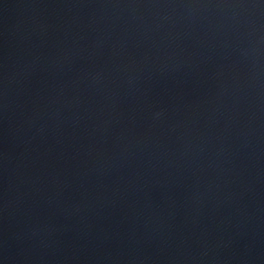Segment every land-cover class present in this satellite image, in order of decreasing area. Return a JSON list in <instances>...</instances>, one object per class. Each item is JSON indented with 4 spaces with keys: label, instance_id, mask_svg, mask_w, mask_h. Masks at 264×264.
Instances as JSON below:
<instances>
[{
    "label": "water",
    "instance_id": "1",
    "mask_svg": "<svg viewBox=\"0 0 264 264\" xmlns=\"http://www.w3.org/2000/svg\"><path fill=\"white\" fill-rule=\"evenodd\" d=\"M0 264H264V0H0Z\"/></svg>",
    "mask_w": 264,
    "mask_h": 264
}]
</instances>
